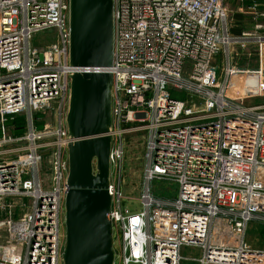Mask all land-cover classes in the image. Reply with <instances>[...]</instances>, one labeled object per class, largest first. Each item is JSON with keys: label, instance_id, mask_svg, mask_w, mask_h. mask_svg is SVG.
<instances>
[{"label": "built area", "instance_id": "2783aa9c", "mask_svg": "<svg viewBox=\"0 0 264 264\" xmlns=\"http://www.w3.org/2000/svg\"><path fill=\"white\" fill-rule=\"evenodd\" d=\"M223 2L113 0L106 70L113 77L110 162L118 168L108 188L112 264H181L183 247L201 251L199 264H264V248L245 239L249 223L264 225V103H245L264 97V35L230 37ZM68 17L69 0H0V229L6 249L19 250L17 261L12 254L1 263L62 264L64 118L69 77L79 71L69 65ZM47 30H55V42L31 47ZM249 44L255 69L233 62L251 57L243 52ZM49 109L55 123L37 129L34 114ZM16 115L25 117V132L5 137ZM127 139L143 146L135 212L123 206L120 188ZM155 180L178 185L177 196H154Z\"/></svg>", "mask_w": 264, "mask_h": 264}, {"label": "water", "instance_id": "95a60500", "mask_svg": "<svg viewBox=\"0 0 264 264\" xmlns=\"http://www.w3.org/2000/svg\"><path fill=\"white\" fill-rule=\"evenodd\" d=\"M68 193L62 264H112L113 0H69Z\"/></svg>", "mask_w": 264, "mask_h": 264}, {"label": "rangeland", "instance_id": "374dc122", "mask_svg": "<svg viewBox=\"0 0 264 264\" xmlns=\"http://www.w3.org/2000/svg\"><path fill=\"white\" fill-rule=\"evenodd\" d=\"M56 40V32L55 30H47L44 32H40L33 36L30 45L31 47H42V46H48L49 44L54 43ZM233 56L236 54H240L236 49L232 50ZM239 56V55H238ZM234 57L235 61L234 64L238 67L243 68H257L258 65V57L255 55L254 59L252 57H245L243 55H240V57ZM218 60V63L219 64ZM257 62V66L252 65L254 62ZM219 72V70H217ZM171 97L177 101H184V96L179 93L170 92ZM196 104H199V101H195ZM246 104H263L264 98H258L253 101H246ZM46 113L34 114V121L36 124L37 129H41L42 124H54L56 119V112L51 111L50 109L45 111ZM6 130L7 133H5V137H8L10 134L12 136H16L17 131L20 128H23L25 126V117L23 115H16L13 117V120L7 119L6 123ZM25 132V131H24ZM1 137V133H0ZM138 137V136H137ZM135 137V138H137ZM127 139L126 141V147L124 149L123 153V159L121 160V193L124 195L125 199L123 200V206L128 209L129 211H138V203L137 198L139 197L141 186H142V172H143V165L144 161L142 159L143 156V146L141 143H138L137 139ZM4 148H9V146H4ZM50 171V164L46 160L43 164V179L45 180L46 176H50L48 173ZM111 178H114V180L118 177V168H116V165L111 166ZM151 189L153 191L154 196L161 198V199H174L177 196V193L179 191V186L171 183H167L165 181H153L151 183ZM20 203V202H19ZM63 216V222H64V214ZM16 218L13 217L12 220H15ZM3 220V219H2ZM64 223L63 227L61 229V235L62 240L64 241ZM246 241L253 245L254 248H264V225L257 222H251L248 225L246 235H245ZM6 240H7V231L6 228L0 229V255L10 257L12 253V247L10 249H6ZM115 240V239H114ZM114 242V241H113ZM10 246H15L12 244ZM17 247V246H16ZM64 247V245H63ZM115 247V243H114ZM7 251V252H6ZM63 251V249H62ZM115 251V249H114ZM22 253V252H21ZM181 256L183 258H186L188 260L182 261L181 264H199L196 261H193L194 259H199L201 257V251L197 248H190V247H183L180 252Z\"/></svg>", "mask_w": 264, "mask_h": 264}, {"label": "crops", "instance_id": "0c3cea01", "mask_svg": "<svg viewBox=\"0 0 264 264\" xmlns=\"http://www.w3.org/2000/svg\"><path fill=\"white\" fill-rule=\"evenodd\" d=\"M254 3L259 4L255 12L249 9ZM223 5L228 14L227 30L230 37L239 39L243 33H250L254 36L264 35V16H262L264 14V0H224ZM257 25L262 28L256 29L255 26ZM243 52L250 54L254 59L256 47L249 44ZM252 65L257 66V62L255 61ZM258 98L264 97H256L246 101H253ZM2 261L3 259L0 258V264H5L1 263Z\"/></svg>", "mask_w": 264, "mask_h": 264}, {"label": "bare ground", "instance_id": "6f19581e", "mask_svg": "<svg viewBox=\"0 0 264 264\" xmlns=\"http://www.w3.org/2000/svg\"><path fill=\"white\" fill-rule=\"evenodd\" d=\"M12 253H13V255H12V260H15V261H17V258L19 257L18 256V253H19V250H18V248H14L13 246H12ZM63 252V251H62ZM14 257V258H13ZM1 259H8V260H10V257H5V256H1L0 257Z\"/></svg>", "mask_w": 264, "mask_h": 264}, {"label": "trees", "instance_id": "16d2710c", "mask_svg": "<svg viewBox=\"0 0 264 264\" xmlns=\"http://www.w3.org/2000/svg\"><path fill=\"white\" fill-rule=\"evenodd\" d=\"M24 130H25V126H24L23 128H20V129L17 131L18 134H16V136H21V135L24 133Z\"/></svg>", "mask_w": 264, "mask_h": 264}]
</instances>
